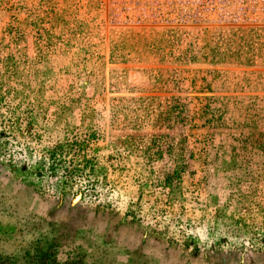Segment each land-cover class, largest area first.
<instances>
[{"label":"rangeland","instance_id":"obj_1","mask_svg":"<svg viewBox=\"0 0 264 264\" xmlns=\"http://www.w3.org/2000/svg\"><path fill=\"white\" fill-rule=\"evenodd\" d=\"M43 225L39 264L264 260V0H0V252Z\"/></svg>","mask_w":264,"mask_h":264},{"label":"trees","instance_id":"obj_2","mask_svg":"<svg viewBox=\"0 0 264 264\" xmlns=\"http://www.w3.org/2000/svg\"><path fill=\"white\" fill-rule=\"evenodd\" d=\"M38 230L41 232L38 235H35L36 229H32L31 232H29L30 230L27 231V234H31L32 238L26 245H22L19 250L14 249L12 254H3L0 252V264H39L38 262L41 260L39 258L36 259L37 257L46 256L50 259V255L53 256L54 254L52 253L57 251L59 241L56 239V234H51L48 227L43 225L40 226ZM24 232H26V230L21 231L20 235L22 237L26 236ZM48 236L50 240H48ZM45 244L47 245L44 247Z\"/></svg>","mask_w":264,"mask_h":264},{"label":"crops","instance_id":"obj_3","mask_svg":"<svg viewBox=\"0 0 264 264\" xmlns=\"http://www.w3.org/2000/svg\"><path fill=\"white\" fill-rule=\"evenodd\" d=\"M222 251L219 252L218 255H215L214 258L212 259L213 264H240L241 259L238 260V258L234 259L233 254H228V253H221ZM245 264H264V260L262 259H254L250 260L247 259L244 261ZM186 264H194V261H189Z\"/></svg>","mask_w":264,"mask_h":264},{"label":"built area","instance_id":"obj_4","mask_svg":"<svg viewBox=\"0 0 264 264\" xmlns=\"http://www.w3.org/2000/svg\"><path fill=\"white\" fill-rule=\"evenodd\" d=\"M192 8V7H191ZM194 9L197 11V9L194 7Z\"/></svg>","mask_w":264,"mask_h":264}]
</instances>
